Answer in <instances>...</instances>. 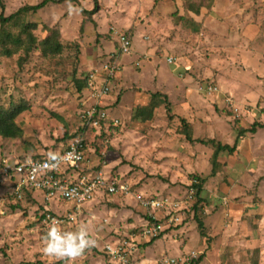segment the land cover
I'll list each match as a JSON object with an SVG mask.
<instances>
[{
	"label": "rangeland",
	"instance_id": "rangeland-1",
	"mask_svg": "<svg viewBox=\"0 0 264 264\" xmlns=\"http://www.w3.org/2000/svg\"><path fill=\"white\" fill-rule=\"evenodd\" d=\"M45 1L3 0V15ZM22 23L36 29L9 28L20 43L7 41L14 54H0V107L23 108L21 134L0 135V170L62 153L81 137L82 175L102 173L129 191L99 193L76 212L39 192L19 201L0 180V264H167L187 253L197 255L191 264H264V0H48ZM51 34L61 53L44 50ZM122 34L131 40L127 55ZM112 62L121 71L101 102L109 124L81 135L97 102L89 75L103 80ZM153 99V118L137 120ZM216 144L236 149L214 158ZM160 197L181 203L183 223L148 245L152 210L143 201ZM47 211L63 218L64 231L87 225L95 246L75 261L44 255ZM156 214L166 227V211Z\"/></svg>",
	"mask_w": 264,
	"mask_h": 264
},
{
	"label": "built area",
	"instance_id": "built-area-1",
	"mask_svg": "<svg viewBox=\"0 0 264 264\" xmlns=\"http://www.w3.org/2000/svg\"><path fill=\"white\" fill-rule=\"evenodd\" d=\"M131 51V40L126 34L119 36V53L129 54ZM169 63H173L170 58ZM118 62L105 66L107 76L101 80L95 74H90L88 78L89 92L92 98L96 99L94 104L87 112H84L83 118L88 120L89 127L101 129L107 127L110 121L108 113L104 110L101 102L109 95L110 82L115 79L121 71ZM101 80V81H100ZM115 125L117 120H113ZM88 145L85 138H75L71 140L62 153L42 159H25L17 162L14 166H4L0 170V180L7 181L12 187V195L17 200L23 201L24 191L39 192L46 201L54 200L71 204L72 209L79 210L90 203L98 192L114 195L118 193L125 194L129 188L117 180H111L104 177L102 173L94 177L82 175L84 163L88 160ZM55 157V158H54ZM146 208L152 210L150 224L143 230V234L149 237V240L161 237L169 228H178L182 225L180 212L183 211L181 203L176 202L170 197L150 198L143 201ZM166 211L167 226L163 227L158 223L157 212ZM155 213V214H153ZM72 215L66 219L73 221ZM46 226H50L53 220L60 224L63 218L46 212L41 218ZM110 254L115 256L119 252L109 249ZM197 257L195 253H187L182 258H166L167 264H191ZM181 259V262H180Z\"/></svg>",
	"mask_w": 264,
	"mask_h": 264
},
{
	"label": "trees",
	"instance_id": "trees-1",
	"mask_svg": "<svg viewBox=\"0 0 264 264\" xmlns=\"http://www.w3.org/2000/svg\"><path fill=\"white\" fill-rule=\"evenodd\" d=\"M48 0H46L45 2H43L40 5L37 6H25L21 9H19L16 13L10 15L9 17H5L3 15V11L5 9V5L3 3V0H0V7L2 9V14L0 15V54H3L5 56H12L14 54V52L11 49L5 48V45L7 44V41H11L9 43L15 42V43H20L19 40H15L14 34L10 31H7L9 28L11 27H19L20 28V32H22V34H28L30 35V33L36 29V25L35 24H28V23H22L20 24V22H22V19L25 15H27L28 13H35L37 12L39 9L43 8L45 5H47ZM3 35H6L3 37ZM59 39V35L54 34V35H50L46 40H45V45L43 42V48L44 50L50 51V53L53 54H57V53H61L63 47L59 44H56L57 41ZM52 44H56L55 46H52ZM119 48V47H118ZM114 63V62H112ZM154 99H157L158 96L157 94H155ZM154 99L152 100L151 104L149 106H144L141 108H138L136 113H135V118L138 120L142 121H148L151 120L153 118L154 115V109L159 105V103L156 101H154ZM162 102V101H159ZM163 103H165L168 107V110L170 112V105H169V101L168 98L165 96L164 97V101ZM23 112V108H15V109H4L0 107V135L3 136L4 138H17L20 134H21V130L18 128L17 124L15 123V119L16 117ZM83 122V126L82 129L80 131V134L83 135L88 129H89V123L88 120L83 118L82 120ZM182 122L184 123L185 126V135H186V139L188 140V142H194L192 136H191V132H190V128L188 126V124H186L185 120H182ZM256 126H253L250 130H242L240 131V135H244L246 132H251L254 133L256 131ZM263 127V126H262ZM203 144H214V141H200ZM235 147L234 146H229V145H221V144H216V151L214 154V158H216L218 156L219 153L221 152H234L235 151ZM43 157H36L33 159H42ZM215 163V162H214ZM198 193H201V190L198 189ZM34 194H36V192H31V191H24L23 196L24 199L25 198H34ZM13 197H15L14 195H12ZM16 198V197H15ZM64 203V202H61ZM66 204V203H64ZM49 212V211H47ZM46 212H44L43 214L40 215V219L44 216ZM51 213V212H50ZM200 226L203 228V224L200 223ZM154 241H156V239L151 240L148 245H151ZM147 245V246H148Z\"/></svg>",
	"mask_w": 264,
	"mask_h": 264
},
{
	"label": "clouds",
	"instance_id": "clouds-1",
	"mask_svg": "<svg viewBox=\"0 0 264 264\" xmlns=\"http://www.w3.org/2000/svg\"><path fill=\"white\" fill-rule=\"evenodd\" d=\"M95 243L87 225L81 224L74 231H64L53 220L43 238L42 252L46 256L75 261L85 250L95 246Z\"/></svg>",
	"mask_w": 264,
	"mask_h": 264
},
{
	"label": "crops",
	"instance_id": "crops-1",
	"mask_svg": "<svg viewBox=\"0 0 264 264\" xmlns=\"http://www.w3.org/2000/svg\"><path fill=\"white\" fill-rule=\"evenodd\" d=\"M99 193H101V194H100L101 197H103V196L105 195L103 192H98V193L95 195L94 199L91 201V203L95 200L96 197H98L97 195H98ZM88 204H89V203H88ZM86 205H87V204H86Z\"/></svg>",
	"mask_w": 264,
	"mask_h": 264
}]
</instances>
